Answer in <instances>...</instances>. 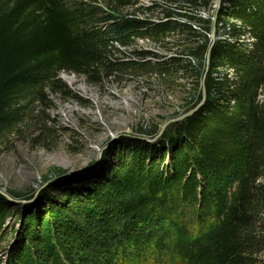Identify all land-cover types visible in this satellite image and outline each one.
I'll list each match as a JSON object with an SVG mask.
<instances>
[{
    "label": "trees",
    "instance_id": "1",
    "mask_svg": "<svg viewBox=\"0 0 264 264\" xmlns=\"http://www.w3.org/2000/svg\"><path fill=\"white\" fill-rule=\"evenodd\" d=\"M102 1L118 14L139 0ZM72 6L0 0V139L31 106L46 103L48 90L72 96L61 73L99 83L141 71L147 52L127 60L110 55L138 39L160 43L177 29L191 30L170 14L153 23L134 18L137 11L114 18ZM225 17L239 23L226 25L237 44L213 42L205 103L177 124L173 137L151 144L120 138L122 149L99 172L76 185L65 184L82 177L47 182L33 206L0 194V264H125L127 251L162 253L169 243L181 264L261 263L264 109L256 95L264 84V0H221L216 26ZM241 35L253 41H240ZM199 49L204 61L208 44ZM186 210L196 213L198 233Z\"/></svg>",
    "mask_w": 264,
    "mask_h": 264
},
{
    "label": "rangeland",
    "instance_id": "2",
    "mask_svg": "<svg viewBox=\"0 0 264 264\" xmlns=\"http://www.w3.org/2000/svg\"><path fill=\"white\" fill-rule=\"evenodd\" d=\"M64 1L72 6L74 0ZM194 1L139 0L116 14L102 0H77L73 8L82 3L87 10L97 8V14L111 13L114 18H132L129 14L137 11L134 18L154 23L170 14L172 21L191 30L177 29L160 43L138 39L127 48L117 46L110 55L127 60L134 52H147L148 64L141 71L118 72L99 83L61 73L59 78L72 96L48 90L46 103L31 106L18 128L0 139V194L33 206L47 182L81 176L97 167L101 170L120 148V138H139L151 144L173 137L177 124L201 103L207 54L203 61L199 48L205 44L209 48L216 36L218 0ZM186 213L192 233L203 229L194 211ZM256 231L264 239V207ZM257 257L264 264V249ZM123 260L125 264H181L170 243L162 253L127 251Z\"/></svg>",
    "mask_w": 264,
    "mask_h": 264
},
{
    "label": "built area",
    "instance_id": "3",
    "mask_svg": "<svg viewBox=\"0 0 264 264\" xmlns=\"http://www.w3.org/2000/svg\"><path fill=\"white\" fill-rule=\"evenodd\" d=\"M169 9L171 10L172 8H169ZM217 9H216V11H217ZM170 18H172V15H171ZM163 21H166V19H164ZM227 21H229V23H234V24H237V25L239 24L238 22L229 20V18L225 17V18H222V21L219 22L218 25L216 26V18H215V33H216V36H215V40L214 41L228 39L230 42H232V43L234 42V43L237 44V40L234 39L233 37H231L230 34H229L230 29L228 28V26H226V25H228ZM239 39H240V41H246L248 43L253 41V39H249L247 37V35H241ZM224 73H226V75L230 79L233 78V74H232L231 70H226ZM222 74H223L222 70L221 69H217V71L213 73V77H215L216 79H219L220 77H222ZM256 104L258 105V107L260 109H264V84L262 86H260L259 89L257 90Z\"/></svg>",
    "mask_w": 264,
    "mask_h": 264
},
{
    "label": "water",
    "instance_id": "4",
    "mask_svg": "<svg viewBox=\"0 0 264 264\" xmlns=\"http://www.w3.org/2000/svg\"><path fill=\"white\" fill-rule=\"evenodd\" d=\"M220 2H221V0H218V7L220 5ZM212 47H213V42L211 43L210 47L208 48L207 57H206V67H205L204 77H206V74L208 72V68H209L208 67V64H209V60H210V54L209 53H210V50H211ZM205 100H206V93H205V89L203 87L202 88V100H201V103L195 109H193L189 114L185 115L184 118H187L188 116H191L194 112H196L205 103ZM98 170H99V167H97L95 171L88 172V173H84V174H82L79 177H83V176H87V177L93 176L94 174H96V172H98ZM62 179L63 178L59 179L58 182L62 181ZM12 203L13 204H17V203H21V202L20 201H17V200H12Z\"/></svg>",
    "mask_w": 264,
    "mask_h": 264
}]
</instances>
